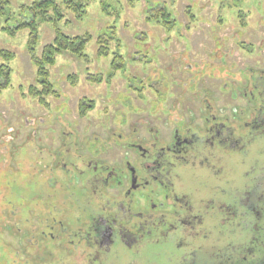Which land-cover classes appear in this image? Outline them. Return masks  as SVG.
Returning a JSON list of instances; mask_svg holds the SVG:
<instances>
[{
    "label": "flooded vegetation",
    "instance_id": "1",
    "mask_svg": "<svg viewBox=\"0 0 264 264\" xmlns=\"http://www.w3.org/2000/svg\"><path fill=\"white\" fill-rule=\"evenodd\" d=\"M241 73V84L229 82L225 95L219 83L206 82L175 105L168 93L144 100L162 106L159 113L138 114L135 98H128L129 115L103 124L102 132L90 127L79 132L60 120V128L50 130L49 147L40 136L48 124L44 118L20 145L2 136L1 165H12L19 150L21 157L35 153L39 184L33 178L27 187L39 190L42 205L49 203L48 192L57 198L65 192L72 206L36 212V247L26 262L259 264L264 259V70ZM250 156H256L253 163L247 162ZM234 158L238 166H249L239 183ZM3 174L1 190L9 203L11 180Z\"/></svg>",
    "mask_w": 264,
    "mask_h": 264
},
{
    "label": "rangeland",
    "instance_id": "2",
    "mask_svg": "<svg viewBox=\"0 0 264 264\" xmlns=\"http://www.w3.org/2000/svg\"><path fill=\"white\" fill-rule=\"evenodd\" d=\"M10 1L17 10L33 0ZM104 1L108 12L102 10L101 0H96L82 20L66 13L59 22L64 34H91L92 39L86 45L84 57L66 51L49 68V80L56 93L46 96L48 105L30 94V88L40 81L28 51L30 28L12 33L4 28L12 29L20 20L0 17V51L14 53L10 60L0 56V62L11 69L9 86L0 90V151L4 152V137L9 144L15 140L20 145L24 134L34 132L43 118L48 124L41 126L45 134L40 136L42 144L49 147L54 142L50 130L52 127L58 130L60 120L76 126L79 132L89 127L102 132L103 124H115L123 113L129 115L124 103L128 98H135L133 108L138 114L159 113L164 111L162 106H152L153 101L148 104L144 100L163 99L168 93L175 105L206 82L219 83L225 95L229 82L241 84V72L244 75L250 68L264 70V0ZM113 30L118 38H112ZM38 33L40 55L44 46L54 39L53 24L39 23ZM100 38L105 42L99 43ZM101 47H108L107 54L99 53ZM151 86L157 93L150 90ZM222 97L228 98L229 94ZM176 114L171 112L172 116ZM23 153L19 150L9 167L1 165L4 156L0 155V198L4 196L1 189L6 171L5 178L11 180L7 190L12 191L8 192V197H12L9 203L4 197L0 199V264H33L26 261L36 247L33 244L38 226L36 212L42 208L52 212L72 207L65 192L58 193L64 195L61 198L48 192L49 203L40 204L39 190L35 194L34 188L26 184L33 178L39 184L36 155L21 157ZM250 158L247 162L253 163L256 156ZM234 161L239 183L249 166H238L239 158ZM19 179L21 182L17 183ZM23 194L27 199L20 197ZM5 211L11 213L5 215Z\"/></svg>",
    "mask_w": 264,
    "mask_h": 264
},
{
    "label": "trees",
    "instance_id": "3",
    "mask_svg": "<svg viewBox=\"0 0 264 264\" xmlns=\"http://www.w3.org/2000/svg\"><path fill=\"white\" fill-rule=\"evenodd\" d=\"M94 1L96 0H33L30 4H22L16 10L12 8L10 0H0V17L9 16L7 20H20L12 29H10V26L4 29L12 33L25 27H29L31 30L28 51L34 66L37 68L36 74L38 78H40V81H38L37 85L30 88V94L40 103L48 105L46 96L56 93L52 82L49 80V68L56 64L58 56L63 52L70 51L79 57H84L86 55V45L92 39L91 34L72 36L64 34L59 28V22L64 19L66 13L73 16L74 19L78 21L82 20L87 15L89 5ZM101 6L103 11L108 12V7L104 0H101ZM45 21H49L53 24L55 36L53 41L45 45L41 54L38 55V25ZM68 21L70 22L71 20H67V22ZM116 33L117 32L113 30L114 37L112 38H118L116 37ZM103 38L106 37L103 36ZM103 38L99 39V43L105 42ZM107 50L108 47H101L99 53L107 54ZM0 56L6 60H10L14 56V53L2 50L0 51ZM10 72V66L0 62V90L9 86ZM38 86H41V88Z\"/></svg>",
    "mask_w": 264,
    "mask_h": 264
},
{
    "label": "water",
    "instance_id": "4",
    "mask_svg": "<svg viewBox=\"0 0 264 264\" xmlns=\"http://www.w3.org/2000/svg\"><path fill=\"white\" fill-rule=\"evenodd\" d=\"M259 264H264V259Z\"/></svg>",
    "mask_w": 264,
    "mask_h": 264
}]
</instances>
